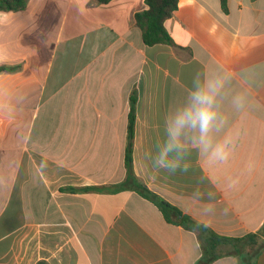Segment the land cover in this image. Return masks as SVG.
<instances>
[{"label":"crops","instance_id":"obj_1","mask_svg":"<svg viewBox=\"0 0 264 264\" xmlns=\"http://www.w3.org/2000/svg\"><path fill=\"white\" fill-rule=\"evenodd\" d=\"M226 6L179 0L164 23L174 46L144 44L134 15L146 0H29L0 12V67L16 68L0 72V264H200L196 233L137 192L67 190L124 180L133 92L135 175L218 235L264 245V0ZM197 71L200 82L225 78L217 138L235 136L231 156L212 166L193 153L187 173L151 172L144 158ZM198 184L214 194V214L192 199ZM248 264H264V247Z\"/></svg>","mask_w":264,"mask_h":264},{"label":"clouds","instance_id":"obj_2","mask_svg":"<svg viewBox=\"0 0 264 264\" xmlns=\"http://www.w3.org/2000/svg\"><path fill=\"white\" fill-rule=\"evenodd\" d=\"M199 75L197 71L186 102L165 116L162 136L144 158L145 166L151 172H165L170 175L178 171L187 173L191 168L193 153L203 155L212 166L226 163L231 156L235 136L225 133L217 138L226 123L217 103V98L225 86V78L200 82ZM248 103L246 91L238 93L232 99L237 112L243 111ZM235 183L233 180L228 186ZM209 191L198 184L192 192V199L205 205L201 213L206 216L215 212V196L210 195Z\"/></svg>","mask_w":264,"mask_h":264},{"label":"trees","instance_id":"obj_3","mask_svg":"<svg viewBox=\"0 0 264 264\" xmlns=\"http://www.w3.org/2000/svg\"><path fill=\"white\" fill-rule=\"evenodd\" d=\"M101 5H106L112 0H97ZM179 0H146V9L134 15L136 26L142 33L145 45L167 44L174 46L170 35L164 27L166 20L171 18L178 8ZM29 0H0V12L24 11ZM222 8L227 10V0H221ZM15 67L1 66L2 71H13ZM136 98L133 92L130 97V110L128 117L127 144L124 157L126 175L123 181L103 187H84L81 189L69 188L74 192H106L118 193L122 191H134L150 200L159 207L165 219L175 225L196 233L202 248L200 264H210L223 256L233 255L242 259L244 264L250 263L257 256L264 245L259 244L258 236L246 235L241 238L221 236L205 225L193 220L179 209L168 203L162 197L152 192L134 173L133 169V139L135 128ZM37 264H47L40 261Z\"/></svg>","mask_w":264,"mask_h":264}]
</instances>
